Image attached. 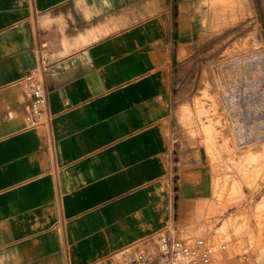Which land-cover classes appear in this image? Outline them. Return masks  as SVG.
I'll list each match as a JSON object with an SVG mask.
<instances>
[{"label":"crops","instance_id":"obj_1","mask_svg":"<svg viewBox=\"0 0 264 264\" xmlns=\"http://www.w3.org/2000/svg\"><path fill=\"white\" fill-rule=\"evenodd\" d=\"M211 1L0 0V264H110L198 218L213 170L178 111L214 56ZM40 53L30 127L17 81Z\"/></svg>","mask_w":264,"mask_h":264},{"label":"rangeland","instance_id":"obj_2","mask_svg":"<svg viewBox=\"0 0 264 264\" xmlns=\"http://www.w3.org/2000/svg\"><path fill=\"white\" fill-rule=\"evenodd\" d=\"M259 2L211 1L214 56L200 65L193 104L178 111V129L205 146L214 176L213 197L179 238L209 240L217 250L211 264H264V13ZM123 257L118 261L128 256Z\"/></svg>","mask_w":264,"mask_h":264},{"label":"built area","instance_id":"obj_3","mask_svg":"<svg viewBox=\"0 0 264 264\" xmlns=\"http://www.w3.org/2000/svg\"><path fill=\"white\" fill-rule=\"evenodd\" d=\"M48 66V57L40 53L39 64L17 81L24 85L32 98L30 111L26 117L30 127L40 126L46 122ZM154 249L143 253H131L124 262L111 261L110 264H211L217 253L215 246L207 239L198 238L190 242L166 234L156 239ZM225 249V245L221 246V250Z\"/></svg>","mask_w":264,"mask_h":264},{"label":"bare ground","instance_id":"obj_4","mask_svg":"<svg viewBox=\"0 0 264 264\" xmlns=\"http://www.w3.org/2000/svg\"><path fill=\"white\" fill-rule=\"evenodd\" d=\"M220 12V11H219Z\"/></svg>","mask_w":264,"mask_h":264}]
</instances>
